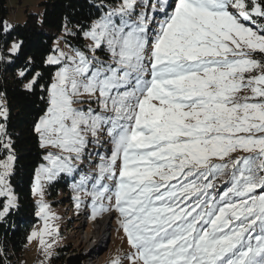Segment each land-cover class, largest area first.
<instances>
[{
    "label": "snow or ice",
    "instance_id": "6c2138e0",
    "mask_svg": "<svg viewBox=\"0 0 264 264\" xmlns=\"http://www.w3.org/2000/svg\"><path fill=\"white\" fill-rule=\"evenodd\" d=\"M90 4L39 54L0 18V65L43 101L29 242L51 258L45 189L68 178L77 210L117 221L110 264H264V0ZM9 126L0 92V220L19 206Z\"/></svg>",
    "mask_w": 264,
    "mask_h": 264
},
{
    "label": "trees",
    "instance_id": "16d2710c",
    "mask_svg": "<svg viewBox=\"0 0 264 264\" xmlns=\"http://www.w3.org/2000/svg\"><path fill=\"white\" fill-rule=\"evenodd\" d=\"M13 1L16 4L22 3V0H0V18L7 21L15 8ZM39 2L43 8L41 14L26 8L23 23L15 20L9 22L17 26L13 36L19 32L21 36L26 37L29 48L36 54H39L44 47H52L54 40L62 36L65 17L71 19L73 24L77 21L87 23L90 13L95 11L91 7L90 0H39ZM73 43L76 41L73 40ZM37 70L46 71L44 68ZM15 72L16 69L13 67L0 65V92L7 95L10 109L9 132L15 142L17 159L13 186L19 205L0 220V264H14L13 260L20 257L26 250L30 230L40 221L35 215L36 199L31 189L34 170L41 162V150L30 126L40 108L43 107V101L40 99L39 89L35 94L23 90L22 83L17 81ZM47 78L46 75L45 79ZM2 158L3 155L0 154V159ZM45 193L52 204L61 205L73 194L71 180L65 178L54 182L46 187ZM0 202H3L2 198ZM70 253L67 246L58 247L51 257V264H85L84 255Z\"/></svg>",
    "mask_w": 264,
    "mask_h": 264
},
{
    "label": "rangeland",
    "instance_id": "374dc122",
    "mask_svg": "<svg viewBox=\"0 0 264 264\" xmlns=\"http://www.w3.org/2000/svg\"><path fill=\"white\" fill-rule=\"evenodd\" d=\"M13 5L15 6L14 11L7 19L10 23L14 20L23 23L25 20L26 8L39 14L43 11L39 0H22L21 4H16V2L13 1ZM57 38L54 40L53 46L55 45ZM61 47L67 51V47L63 42H61ZM73 195L74 194H72V196L61 205L52 204L47 199L46 193L44 195L45 202L51 206V212L58 217L57 220L52 222L59 228V235L56 238L52 255L57 251L58 247L65 245L70 250V254L84 255L86 258L85 264H110V259L117 251L127 250V244L123 238L122 232L117 231V221L115 217L111 216V218L108 219L109 215H105L100 219L99 222L104 221L106 227L105 229L98 231L97 228L100 227L102 223L99 225V222L91 219V212L88 213L89 209L87 208L90 206H82L77 210L74 206ZM34 197L36 200L38 199V197ZM86 216H88L89 222H87L88 219ZM42 227L43 221L40 220L30 230L29 235L34 229L39 230ZM95 232H98V237H95ZM50 261L51 258L47 259L41 251V246L39 245L38 240L33 239L31 242L27 240L26 250H24L20 257L15 258L13 263L51 264Z\"/></svg>",
    "mask_w": 264,
    "mask_h": 264
},
{
    "label": "bare ground",
    "instance_id": "6f19581e",
    "mask_svg": "<svg viewBox=\"0 0 264 264\" xmlns=\"http://www.w3.org/2000/svg\"><path fill=\"white\" fill-rule=\"evenodd\" d=\"M88 213H90V211H88ZM86 217H87V219H88V216H86ZM108 219H110V217H109ZM87 222H89V219L87 220ZM100 223H102V224L100 225ZM97 225H98V224H97ZM99 225H100V227L97 228L98 231H101L102 229H105V227H106V223H104V221L99 222ZM103 225H104V228H103ZM108 225H109V224H108ZM95 233H96V232H95ZM105 236H106V235H105ZM95 237H98V232L96 233ZM98 239H99V238H98Z\"/></svg>",
    "mask_w": 264,
    "mask_h": 264
}]
</instances>
